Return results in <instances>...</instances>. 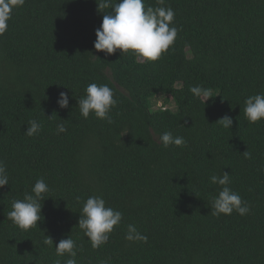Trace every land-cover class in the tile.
Instances as JSON below:
<instances>
[{
	"label": "trees",
	"instance_id": "obj_1",
	"mask_svg": "<svg viewBox=\"0 0 264 264\" xmlns=\"http://www.w3.org/2000/svg\"><path fill=\"white\" fill-rule=\"evenodd\" d=\"M100 2L25 0L0 35V160L9 176L0 188V264H63L69 257L54 247L68 236L76 264H264V121L244 117V100L264 93V0H164L178 34L155 62L94 50L111 11ZM91 83L113 89L112 123L80 115ZM197 85L210 92L205 104L189 91ZM60 92L68 108L58 107ZM158 95L176 109L153 110ZM225 115L230 129L216 124ZM33 119L41 128L29 137ZM165 131L186 146L164 148ZM222 172L248 214L211 215L219 187L210 176ZM40 178L50 189L41 221L21 230L8 212ZM92 195L122 213L95 249L77 227ZM129 224L147 241L126 240Z\"/></svg>",
	"mask_w": 264,
	"mask_h": 264
},
{
	"label": "clouds",
	"instance_id": "obj_2",
	"mask_svg": "<svg viewBox=\"0 0 264 264\" xmlns=\"http://www.w3.org/2000/svg\"><path fill=\"white\" fill-rule=\"evenodd\" d=\"M24 3L25 0H0V35L7 30L13 10L22 7ZM157 4L159 6L146 8L144 0H118L115 4H111V0H101L97 4L98 9L110 8L111 11L103 15L100 27L95 30L94 50L98 53L103 52L107 56L119 50L120 55L132 54L144 62L157 61L174 44L178 34V29L174 26V10L170 6H163L164 0H157ZM93 58L98 59L95 56ZM189 91L197 98L203 97L204 104L212 98L209 90L200 85L193 86ZM56 102L59 108H68L69 96L66 92H60ZM116 103L111 87L107 84L91 83L86 87L84 97L77 101V107L80 115L85 119L91 113L97 119L112 123L110 111ZM244 117L251 124L264 121V93L248 96L244 100ZM216 124L230 129L233 126V119L225 115L218 119ZM40 128V123L33 119L28 122L25 134L29 137L34 136ZM57 131L59 133L66 131L62 123L57 125ZM159 142L164 148L186 146L184 137L174 136L171 131L160 134ZM242 155L246 158L251 156L247 151ZM8 183L6 165L0 160V188ZM210 183L219 187L217 195L211 199V215L228 216L234 211L241 216L249 213L248 203L229 186L230 174L226 172L213 174L210 176ZM49 191L45 180L38 179L31 189V194H25L23 199L12 202L8 219L21 230L37 227L42 218V201ZM121 220L120 211L106 206L102 196L92 195L83 204L77 227L83 231L91 247L95 249L107 242L109 234ZM125 239L147 241V237L138 232L133 224L127 226ZM44 243L53 246L51 237L44 236ZM54 248L58 257L65 255L69 257L63 264H76V244L70 236L61 239ZM56 264H61V260L58 259Z\"/></svg>",
	"mask_w": 264,
	"mask_h": 264
},
{
	"label": "rangeland",
	"instance_id": "obj_3",
	"mask_svg": "<svg viewBox=\"0 0 264 264\" xmlns=\"http://www.w3.org/2000/svg\"><path fill=\"white\" fill-rule=\"evenodd\" d=\"M152 103H153V107H152L153 110L170 109L174 111L176 109L174 103L171 100H169L167 96L158 95L152 100Z\"/></svg>",
	"mask_w": 264,
	"mask_h": 264
}]
</instances>
